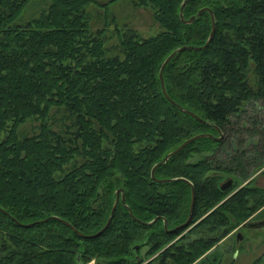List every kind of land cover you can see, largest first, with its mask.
I'll use <instances>...</instances> for the list:
<instances>
[{"label":"trees","instance_id":"obj_1","mask_svg":"<svg viewBox=\"0 0 264 264\" xmlns=\"http://www.w3.org/2000/svg\"><path fill=\"white\" fill-rule=\"evenodd\" d=\"M33 1L0 0V207L10 214L0 210V264H141L145 247L160 264H193L261 209V187L245 183L263 147L247 107L264 101V0L184 5L185 18L211 8L216 32L206 48L178 52L164 78L169 95L203 120L167 99L160 71L176 49L207 42L209 11L184 23L185 0H130L161 30H118L121 53L112 56L106 28L94 31L87 11L97 0H48L27 20ZM30 118L39 132L20 135ZM200 133L214 137L157 167L156 178L172 181L154 179L153 167ZM230 176L233 187L223 190ZM191 183L193 227L166 230L165 219L169 229L187 220ZM119 189L125 203L101 235L83 238L62 221L98 232Z\"/></svg>","mask_w":264,"mask_h":264},{"label":"rangeland","instance_id":"obj_2","mask_svg":"<svg viewBox=\"0 0 264 264\" xmlns=\"http://www.w3.org/2000/svg\"><path fill=\"white\" fill-rule=\"evenodd\" d=\"M48 3V0L33 1L25 9L23 16L25 17L27 15V20L35 17L42 8L47 7ZM87 11L91 16V24L94 31L106 28V46L109 49L108 54L112 56L121 53L117 46L121 37L118 30L122 34L129 32L128 29L135 30L142 37L156 35L161 30L150 9L135 6L130 0H117L115 2L97 0V2L87 7ZM114 18L115 20L113 21ZM247 108L248 116L252 120L257 119L259 121L257 123V129L260 131V135L257 137L261 139V145L263 146L258 151L259 159L251 163L248 175L250 177L248 180H251H247V183L251 182L252 186L257 185L261 187L262 194H264V101L250 105ZM54 113L56 111L52 112V114ZM62 115L63 111H60L55 117L61 118ZM66 122L70 123L71 120L66 118ZM39 125V120L30 118L20 127V135H33L38 133ZM249 136L246 133L243 138L250 140ZM255 215H257L256 212L249 219H252L253 222L264 219V205L261 207V215L256 217ZM243 226L244 222L235 225L231 232L224 238H221L206 254L201 256L193 264H264V225L261 227ZM191 227L193 225L185 229L182 234L188 232ZM239 233L242 235L241 238L238 237ZM191 237L195 238L196 234H191ZM147 250V247L141 250V256L143 257L141 264L150 263L152 259L154 260H152L151 264H160L158 258H155L158 253L148 257L146 256ZM98 258L94 257L90 259V264L96 263Z\"/></svg>","mask_w":264,"mask_h":264},{"label":"water","instance_id":"obj_3","mask_svg":"<svg viewBox=\"0 0 264 264\" xmlns=\"http://www.w3.org/2000/svg\"><path fill=\"white\" fill-rule=\"evenodd\" d=\"M189 0H185L183 5H182V10H181V19L184 23H192L197 16H200L202 14L203 11L207 10L211 13V17H212V31H211V34L207 40V42L202 45V46H192V45H187V46H183V47H180L178 49H176L175 51H173L167 58L166 60L163 62L162 66H161V71H160V79H161V84H162V90H163V93L164 95L167 97V99H169L172 103L178 105L182 110H184L185 112H188L190 113L191 115H193L194 117L200 119V120H203L202 118H200L197 114H195L193 111H190L182 106H180L168 93V90H167V86H166V82H165V78H164V70H165V67L166 65L169 63V61L175 57V55L178 53V52H181L183 51L184 49H203V48H206L210 42L213 40V37L215 35V32H216V19H215V15H214V12L211 8L209 7H204L202 9H200L198 11V13L196 15H193L191 16L190 18H185L184 16V13H183V7L184 5L188 2ZM203 137H214L212 134L210 133H200V134H197V135H194L193 137L187 139L185 142H183L177 149L173 150L172 152H170L162 162H160L159 164L155 165L152 169V176L154 177V179H156L157 181L159 182H167V181H172L173 178H169V179H158L156 178V175H155V171L157 169V167L163 163H166L169 158L177 153H179L181 150H183L186 146H188L190 143H192L193 141L197 140V139H200V138H203ZM217 139H220V137H218ZM187 180V179H185ZM188 181V180H187ZM190 182V181H188ZM233 184V180L232 179H229L228 181L224 182L222 185H221V188L223 190H228ZM192 185V201H191V207H190V212H189V216L187 218V220L181 224H179L178 226L174 227L173 229H169L168 228V221L165 219V228L166 230H169V231H178V230H185L187 228H189L192 224V219H193V211H194V207H195V200H196V195H195V188H194V185L191 183ZM123 189H119L117 190V196H116V201L113 205V209L111 211V215L107 221V223L104 225V227L102 229H100L98 232L96 233H92V234H84L82 232H80L75 226H73L70 222L66 221V220H62L58 217H55L57 219H60L62 220L64 223H66L67 225H69L71 228H73L81 237L83 238H95L99 235H101L108 227L109 225L111 224L112 220H113V217H114V214H115V211H116V208H117V205L120 201V199H122V201L125 203V195L122 193ZM0 210L3 211L4 213H6L7 215H10L5 209H3L2 207H0ZM160 217H157L154 221L158 220ZM13 220H15L16 222H19L17 219L13 218ZM49 220V218L47 219H44V220H41V221H37L36 223L38 222H42V221H47ZM22 224V223H20ZM35 223H30V224H23L24 226H31ZM262 225H264V221L262 223H260L259 225H256L254 227H261ZM244 226H248V223H244ZM239 238L242 237V235L239 233L238 235Z\"/></svg>","mask_w":264,"mask_h":264},{"label":"flooded vegetation","instance_id":"obj_4","mask_svg":"<svg viewBox=\"0 0 264 264\" xmlns=\"http://www.w3.org/2000/svg\"><path fill=\"white\" fill-rule=\"evenodd\" d=\"M223 138H227V135L225 134V133H223V136H222ZM229 179H232L233 180V184H234V177L233 176H230V177H227V179L224 181L223 180V182H222V184L224 183V182H226V181H228ZM251 180V179H250ZM250 180H248V181H250ZM248 181H246V183L248 182ZM245 183V184H246ZM233 184H232V186L231 187H233ZM230 187V188H231ZM229 188V189H230ZM259 213V214H258ZM256 214L257 215H255V217L256 216H260L261 215V209H260V211L258 210L257 212H256ZM264 221V219L263 220H260L259 219V221H252V219H249L248 221H245L244 223H248V226L247 227H252V226H256V225H259L260 223H262ZM261 226V225H260ZM243 227H246V226H243ZM34 259V258H33ZM77 259H78V261H81V263L80 264H90V262L89 261H87V262H83V258H81V257H77ZM94 264H98V262H96V263H94ZM146 264H149V263H146Z\"/></svg>","mask_w":264,"mask_h":264}]
</instances>
